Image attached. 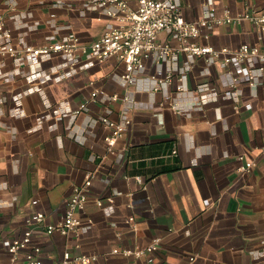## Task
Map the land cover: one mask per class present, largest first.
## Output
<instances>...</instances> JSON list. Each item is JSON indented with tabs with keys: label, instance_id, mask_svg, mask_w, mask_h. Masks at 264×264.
I'll return each instance as SVG.
<instances>
[{
	"label": "crops",
	"instance_id": "crops-1",
	"mask_svg": "<svg viewBox=\"0 0 264 264\" xmlns=\"http://www.w3.org/2000/svg\"><path fill=\"white\" fill-rule=\"evenodd\" d=\"M129 5L135 7V0ZM0 11L20 25L12 47L25 57L20 75L0 77V264L20 263L31 246L40 247L43 264H60L65 252L94 257L88 264H264V64L256 83H249L233 66L180 55L171 70L174 80L184 76L185 91L170 89L172 100L190 108L196 89L206 87L207 102L176 114L161 91L125 89L123 65L115 58L85 61L66 76L61 58L33 61L26 54L25 49L71 34L82 42L98 39L118 25L103 8H88V0H0ZM225 11L233 19L261 13L264 0H181L188 22L211 13L221 19ZM159 41L173 42L164 33ZM208 42L264 48V34L241 19L214 26ZM13 65L12 58L3 57V69ZM169 68L148 59L142 77L155 71L165 76ZM53 70L45 82L25 76ZM234 77L237 90L228 98L224 87ZM94 91L128 93L130 101H89ZM86 101L73 118L70 113ZM103 115L131 121L114 153L104 142L109 129L97 121ZM244 161L253 167L241 172ZM88 177L78 232L49 234L47 227L59 224L73 188ZM35 213L44 220L13 261L7 246ZM155 240L157 249L146 252ZM113 250L143 252L123 256Z\"/></svg>",
	"mask_w": 264,
	"mask_h": 264
},
{
	"label": "built area",
	"instance_id": "built-area-1",
	"mask_svg": "<svg viewBox=\"0 0 264 264\" xmlns=\"http://www.w3.org/2000/svg\"><path fill=\"white\" fill-rule=\"evenodd\" d=\"M136 6L131 7L129 0H88V8L96 10L103 8L104 14L115 21L118 25H110L104 33L92 42H82L77 36L71 34L62 39L43 44L34 48L25 49L26 54L33 61L61 58L63 67L67 68L64 75L68 76L76 73L77 69L83 68L85 61L101 64L104 61L115 58L123 65V72L120 79L125 89L133 87L155 93L161 91L163 98L168 102V107L176 114L186 113L189 109H201L207 102L203 94L206 87L196 89L198 97L190 108L179 105L171 98L172 91L183 93L184 76L179 75L173 78L172 65L177 63L180 55L186 59H204L208 64L221 62L223 68L233 66L236 72L243 74L244 80L249 83H256V74L260 72L259 65L264 64V48L258 45L242 43L238 47L221 46L215 47L209 44L208 40L212 35V28L218 25L230 24L241 19L248 20L254 27L264 34V11L261 13H246L233 19L225 11V16L221 19L215 18L211 13L208 17L194 22L184 19L181 12V0H135ZM14 9V5H10ZM54 17V15H51ZM16 21L13 17H5L0 11V77L13 79L22 73L21 66L24 64L23 56L12 47L13 40L17 34L19 26L13 25ZM161 33L170 37L172 43L160 42ZM200 41H203L201 43ZM8 56L13 59L14 65L10 69H3V57ZM151 59L157 65L162 62L170 65L166 75L162 71H155L142 77L146 70V60ZM245 66V69L242 66ZM54 70L43 72H26L25 76L31 81L45 82L50 79ZM63 75L60 76L62 78ZM238 78H232L224 87V92L228 93L237 90ZM89 101L100 102L108 105L111 102L127 103L130 101L128 93L120 96L116 93L102 95L98 91L91 93ZM84 102L79 108L73 111L71 116L76 117L88 104ZM66 111V110H65ZM63 111V112H65ZM62 114V113H61ZM98 122L104 124L110 134L104 138L107 150L114 153V145L121 138L130 125V119L123 117L119 121H111L107 115L100 117ZM173 151L172 154H175ZM241 160H243L240 157ZM253 167L252 161H244L240 167L241 172L249 171ZM134 180L138 184L143 181L140 177ZM91 186V177L85 182L73 188L70 197L65 201L64 213L61 221L56 226H48L47 232L51 234L56 231L60 235L77 233L81 227V218L84 213L85 203ZM100 205L101 203L98 202ZM44 220L42 213H35L25 219L26 230L24 233L14 238L7 246V252L15 261L20 252L25 251L32 242L33 232L40 227ZM133 221V217L128 219ZM157 241L150 245L146 252H153L157 249ZM2 245L0 243V252ZM143 251L113 250L112 253H121L123 256H139ZM40 247L31 246L26 252L24 259L18 264H43L39 258ZM94 257L79 256L72 258L69 252L63 254L60 264H88ZM193 260V259H190Z\"/></svg>",
	"mask_w": 264,
	"mask_h": 264
}]
</instances>
